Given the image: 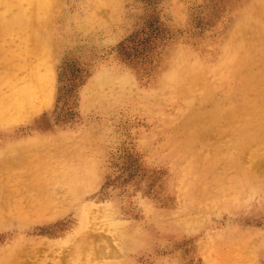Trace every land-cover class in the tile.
<instances>
[{
    "label": "rangeland",
    "instance_id": "1",
    "mask_svg": "<svg viewBox=\"0 0 264 264\" xmlns=\"http://www.w3.org/2000/svg\"><path fill=\"white\" fill-rule=\"evenodd\" d=\"M0 53V264H264V0H0Z\"/></svg>",
    "mask_w": 264,
    "mask_h": 264
},
{
    "label": "bare ground",
    "instance_id": "2",
    "mask_svg": "<svg viewBox=\"0 0 264 264\" xmlns=\"http://www.w3.org/2000/svg\"><path fill=\"white\" fill-rule=\"evenodd\" d=\"M9 1V0H8ZM36 1V0H35ZM22 8V7H21ZM7 10H9V9H7ZM27 14V13H26ZM28 15V14H27ZM32 16V15H31ZM8 18V17H7ZM47 30V29H46ZM40 34V33H39ZM7 46V45H6ZM1 54V53H0ZM39 60V59H38ZM48 60H50V59H48ZM50 66V65H49ZM48 66V67H49ZM48 67H46V68H48ZM6 70V69H5ZM39 70H40V68H39ZM49 71V70H48ZM41 72H42V70H41ZM45 72V71H44ZM35 73V72H34ZM47 74H48V72H46ZM29 74V73H28ZM41 74V73H40ZM42 75V74H41ZM49 75V74H48ZM46 77V75L44 76V78ZM50 78V77H49ZM51 79V78H50ZM46 81H47V79H45ZM32 85V84H31ZM46 86H48L47 84H46ZM51 86V85H50ZM34 87V86H33ZM35 87H37V86H35ZM35 87H34V89H35ZM15 88V87H14ZM13 88V89H14ZM17 89H18V87H17ZM33 89V88H32ZM32 89H31V87L28 85V87L26 88V90H25V92H23V94L20 96H18V97H16V101H15V104L14 105H12L13 104V102H11L10 100H8V101H1L0 102V121H2V120H6V121H8L9 120V114H10V110H11V107H13V106H15L16 105V107L17 108H22L21 106L22 105H24V102H26V101H28V99L31 97V96H33V93H32ZM33 89V90H34ZM38 90H42V89H40L39 87H38ZM14 91V90H13ZM20 91H22V90H20ZM15 92V91H14ZM42 92V91H41ZM43 92H44V90H43ZM8 93H9V91H8ZM13 93V92H12ZM48 93H50V92H48ZM19 94V93H18ZM17 94V95H18ZM41 94V93H40ZM24 95H26V96H24ZM48 95V94H47ZM40 96H42V95H40ZM34 97H37V96H35L34 95ZM14 99V98H13ZM38 99V98H37ZM26 104V103H25ZM28 105V104H27ZM26 105V106H27ZM39 107V106H38ZM41 107V106H40ZM34 108V107H33ZM21 111V110H20ZM96 259V258H95ZM99 259V258H98Z\"/></svg>",
    "mask_w": 264,
    "mask_h": 264
}]
</instances>
